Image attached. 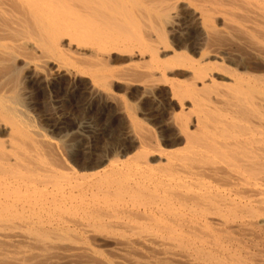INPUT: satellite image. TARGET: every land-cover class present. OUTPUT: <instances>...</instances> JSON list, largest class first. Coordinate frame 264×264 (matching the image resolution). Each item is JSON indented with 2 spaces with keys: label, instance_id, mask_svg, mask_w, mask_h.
<instances>
[{
  "label": "bare ground",
  "instance_id": "obj_1",
  "mask_svg": "<svg viewBox=\"0 0 264 264\" xmlns=\"http://www.w3.org/2000/svg\"><path fill=\"white\" fill-rule=\"evenodd\" d=\"M0 264H264V0H0Z\"/></svg>",
  "mask_w": 264,
  "mask_h": 264
},
{
  "label": "rangeland",
  "instance_id": "obj_2",
  "mask_svg": "<svg viewBox=\"0 0 264 264\" xmlns=\"http://www.w3.org/2000/svg\"><path fill=\"white\" fill-rule=\"evenodd\" d=\"M122 63H124V62L122 61ZM122 63H119V64L121 65ZM118 94L127 103L128 107L136 115V117H138V119L142 120L143 123H145L150 128H152V130L156 136H160V133L162 132V130H161V128H159V125H157L156 122L151 120L149 117L144 116V112H146L151 107L153 100L152 99L144 100L141 98L139 93L135 92L132 94L130 92H127L124 87L120 88V90L118 91ZM40 98H41L42 102H44V103L48 102V104L51 103V105H53V108L50 111V114L52 115V117L54 119H56L57 121L58 120L62 121L67 126H72L73 122L75 121V119L67 117L69 115L68 114L69 111H71L73 114L77 115L78 118H80L82 120V119H84V117L80 112H82L84 110V107H86L90 103V99L87 96L76 94V95L72 96L73 106H70L69 109H65L62 106L63 104L61 103V98L55 99L51 102L47 92H42ZM85 100H86V104L83 103V101H85ZM95 105L99 106V104H97V103ZM157 106H160V104H158L156 102L155 107H157ZM94 111L95 112H91L88 117H89V119H90V117H93L95 122H96V119H98V123L97 122L95 123L93 121L95 127H99V126H97V124H100V125L111 124L110 132L112 133L113 136L116 135L118 129L119 130L123 129V126L125 125V122H126V118L124 115L116 113V111H114L113 109L108 110V111L106 110L101 115L97 112L96 109ZM32 116H33L36 124L39 127H42V129L45 132L49 133L53 137L60 139L64 135H66V133L61 134V135L51 133L52 129L50 127H48L43 122L44 115H41L39 113H33ZM112 124H113V126H112ZM88 135L89 134H87V133L85 134L83 131L74 130L70 133V135L68 137L70 138L71 142L75 145V144H78L77 142L81 141L82 138L84 140L85 139L84 136H88ZM108 141H109L108 138H104L102 141V144H100V146H104V145L109 144ZM83 142H84L83 144L85 145V143L88 142V140H84ZM95 143L96 142H94V144ZM94 153L99 155L100 151H95ZM94 158H96V157L94 156Z\"/></svg>",
  "mask_w": 264,
  "mask_h": 264
},
{
  "label": "snow or ice",
  "instance_id": "obj_3",
  "mask_svg": "<svg viewBox=\"0 0 264 264\" xmlns=\"http://www.w3.org/2000/svg\"><path fill=\"white\" fill-rule=\"evenodd\" d=\"M83 103H85V104H86V100H85V101H83Z\"/></svg>",
  "mask_w": 264,
  "mask_h": 264
}]
</instances>
